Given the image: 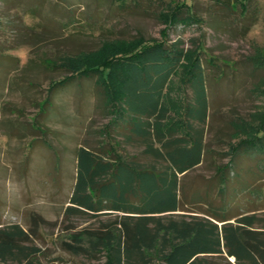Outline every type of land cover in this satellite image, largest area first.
Wrapping results in <instances>:
<instances>
[{
	"label": "trees",
	"instance_id": "obj_1",
	"mask_svg": "<svg viewBox=\"0 0 264 264\" xmlns=\"http://www.w3.org/2000/svg\"><path fill=\"white\" fill-rule=\"evenodd\" d=\"M246 1L216 0L231 12L239 6L241 16ZM157 16L167 28L194 19L184 4ZM107 41L49 63L68 74L48 83L29 126L20 129V124L6 122L13 133L38 127L52 131L49 126L61 109L59 96L73 87H80L83 98L91 86L96 88L107 109L104 140L75 150L73 184L63 210L69 233L59 242L78 259L70 264H264V211H236L224 200L229 183L247 189L250 178L242 175L264 172V106L255 126L235 128L242 136L229 145L227 161L215 166L207 189L200 192L194 184L188 193L185 178L208 153V91L197 49L188 56L180 41L142 36ZM185 58V92L176 124L170 121L173 109L166 91ZM5 68L1 62L0 74ZM31 145L32 151L40 147L51 152L47 142ZM27 156L29 167L33 163ZM246 157L256 165L244 162ZM53 163L56 158L50 156L48 165ZM102 215L109 217L94 225L78 227L71 221ZM31 221L27 229L17 223L0 225V264H42L32 236L46 220L35 214Z\"/></svg>",
	"mask_w": 264,
	"mask_h": 264
},
{
	"label": "rangeland",
	"instance_id": "obj_2",
	"mask_svg": "<svg viewBox=\"0 0 264 264\" xmlns=\"http://www.w3.org/2000/svg\"><path fill=\"white\" fill-rule=\"evenodd\" d=\"M176 4L189 7L194 19L186 26L167 28L157 13L169 12ZM245 6L241 16L239 6L231 12L216 0H0V61L6 67L0 74V225L17 223L27 229L38 214L46 220L32 236V243L41 250L39 261L70 264L78 260L62 250L59 242L69 233L63 210L73 184L75 150L104 140L101 132L110 118L98 91L91 86L84 98L80 87L62 92L58 120L49 126L52 131L38 127L34 132L13 133L6 130V122L20 124V129L29 126L46 97L48 83L68 74L50 64L65 55L95 50L103 40L113 44L142 36L180 41L188 56L197 49L208 91V153L186 176L184 190L190 193L194 184L198 191L206 190L215 166L227 161L229 145L239 139L241 133L236 130L245 124L255 126L264 106V0H247ZM187 64L185 58L166 91V103L173 109L170 121L176 124ZM44 142L50 144L51 152L40 147L32 151L31 144ZM26 156L33 163L29 167ZM50 156L56 158L52 166ZM244 162L256 165L252 157ZM247 178V189L229 183L224 200L236 211L261 213L264 172L244 173L242 179ZM213 197L218 203L219 197ZM108 217H72L71 221L80 227Z\"/></svg>",
	"mask_w": 264,
	"mask_h": 264
}]
</instances>
